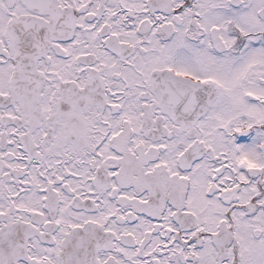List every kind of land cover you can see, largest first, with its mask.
<instances>
[{"label": "snow or ice", "instance_id": "6c2138e0", "mask_svg": "<svg viewBox=\"0 0 264 264\" xmlns=\"http://www.w3.org/2000/svg\"><path fill=\"white\" fill-rule=\"evenodd\" d=\"M0 264H264V0H0Z\"/></svg>", "mask_w": 264, "mask_h": 264}]
</instances>
